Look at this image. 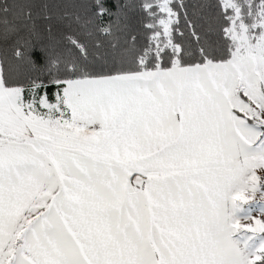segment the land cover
Returning <instances> with one entry per match:
<instances>
[{"label":"snow or ice","instance_id":"snow-or-ice-1","mask_svg":"<svg viewBox=\"0 0 264 264\" xmlns=\"http://www.w3.org/2000/svg\"><path fill=\"white\" fill-rule=\"evenodd\" d=\"M32 7L0 0V264H264V0H93L106 51Z\"/></svg>","mask_w":264,"mask_h":264},{"label":"trees","instance_id":"trees-1","mask_svg":"<svg viewBox=\"0 0 264 264\" xmlns=\"http://www.w3.org/2000/svg\"><path fill=\"white\" fill-rule=\"evenodd\" d=\"M20 2H27L33 6V20L28 23L29 27L39 34L38 41L44 43L54 41L58 52H63L68 47L66 37L69 35L80 38L88 43L90 47L96 41H101L104 45L102 50L105 51L108 50L109 41L115 39L98 33L89 38L82 30L81 23L88 18V8L93 0H20ZM190 2H195V0H190ZM76 16L82 18L81 23L76 22ZM8 19L10 22L22 27V22L16 20L13 16L10 15ZM2 28L3 25L0 24V30ZM22 34L27 35V29ZM14 40L15 37H10L7 41L0 40V59L5 61V68L15 62L13 57ZM101 63L104 62L101 61ZM107 65L111 67V61H108ZM15 78H19V73L16 74Z\"/></svg>","mask_w":264,"mask_h":264},{"label":"rangeland","instance_id":"rangeland-1","mask_svg":"<svg viewBox=\"0 0 264 264\" xmlns=\"http://www.w3.org/2000/svg\"><path fill=\"white\" fill-rule=\"evenodd\" d=\"M256 198H257V200H259V194H257V197ZM245 222H247V221H245Z\"/></svg>","mask_w":264,"mask_h":264}]
</instances>
